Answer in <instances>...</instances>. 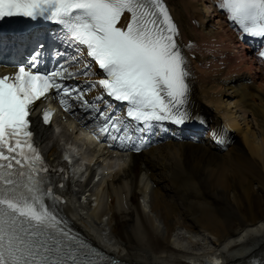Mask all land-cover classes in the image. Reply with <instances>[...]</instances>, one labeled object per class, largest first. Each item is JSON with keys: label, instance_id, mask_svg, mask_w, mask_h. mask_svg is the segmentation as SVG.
<instances>
[{"label": "snow or ice", "instance_id": "1", "mask_svg": "<svg viewBox=\"0 0 264 264\" xmlns=\"http://www.w3.org/2000/svg\"><path fill=\"white\" fill-rule=\"evenodd\" d=\"M216 6L243 35L264 39V0H219ZM11 17L56 22L83 59L41 72L43 45L37 41L28 65L0 76V264H102L106 257L73 234L58 213L63 199L54 188L65 185L52 180L57 170L36 148L29 117L36 101L51 93L65 112L79 107L87 113L83 119L112 140H131L130 122L143 128L164 121L183 125L191 119V73L179 30L164 0H0V20ZM6 43L0 37V46ZM259 56L264 59V51ZM81 64L83 72L69 71ZM94 66L101 75L87 91L99 87L103 93L93 100L85 89L64 83ZM104 96L126 105L127 121L109 112L110 105L99 107ZM52 115L44 111V124Z\"/></svg>", "mask_w": 264, "mask_h": 264}, {"label": "bare ground", "instance_id": "2", "mask_svg": "<svg viewBox=\"0 0 264 264\" xmlns=\"http://www.w3.org/2000/svg\"><path fill=\"white\" fill-rule=\"evenodd\" d=\"M164 3L181 27L177 40L191 73L190 120L230 139V145L225 152L209 142L151 149L104 173L102 192L95 193L98 187L92 178L87 183L85 178L81 183L72 179L73 216L90 239L125 261L190 264L199 259L173 245L178 229L204 242L214 239L219 249L215 255L228 263L245 260L264 248V76H253L254 60L245 52L233 54L236 39L221 16L211 12L208 18L213 0ZM189 40L206 49L197 60L185 48ZM38 135L47 144L48 158L61 162L54 130L39 129ZM92 155L107 153L95 146ZM140 198L148 199L149 212Z\"/></svg>", "mask_w": 264, "mask_h": 264}, {"label": "rangeland", "instance_id": "3", "mask_svg": "<svg viewBox=\"0 0 264 264\" xmlns=\"http://www.w3.org/2000/svg\"><path fill=\"white\" fill-rule=\"evenodd\" d=\"M207 10V8H206ZM210 15V13H209ZM208 15V16H209ZM140 204L141 206L146 210V211H150V208H149V204H148V199H144V198H140ZM263 207H264V204H263ZM258 210V208H257ZM262 213L264 214V208L262 210ZM262 220V218H260ZM183 229H178L174 234V237H172V243H174L173 245L175 247H178V248H181L182 250H185L190 253H194L196 255H198L201 259H208L209 257V253L210 252H214V251H218L219 249H217L218 247L216 245H214V239H209L207 240L206 242L204 241H201V238L200 237H192L190 234H188L185 230ZM178 235V236H177ZM175 238V239H174ZM198 241H200L201 245L197 244ZM193 244H197V248L192 246V243ZM203 242V243H202ZM193 248V249H192Z\"/></svg>", "mask_w": 264, "mask_h": 264}]
</instances>
